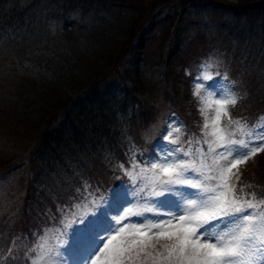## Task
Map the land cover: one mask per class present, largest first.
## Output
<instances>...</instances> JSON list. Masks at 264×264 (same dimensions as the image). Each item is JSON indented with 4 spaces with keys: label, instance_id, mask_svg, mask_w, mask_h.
Here are the masks:
<instances>
[{
    "label": "trees",
    "instance_id": "16d2710c",
    "mask_svg": "<svg viewBox=\"0 0 264 264\" xmlns=\"http://www.w3.org/2000/svg\"><path fill=\"white\" fill-rule=\"evenodd\" d=\"M90 1L0 0V185L24 175L0 252L62 216L55 200L114 182L133 144L151 152L171 113L198 132L193 76L227 73L242 97L233 115H264V0ZM244 170L264 189V154Z\"/></svg>",
    "mask_w": 264,
    "mask_h": 264
},
{
    "label": "snow or ice",
    "instance_id": "6c2138e0",
    "mask_svg": "<svg viewBox=\"0 0 264 264\" xmlns=\"http://www.w3.org/2000/svg\"><path fill=\"white\" fill-rule=\"evenodd\" d=\"M216 75L218 91L195 83L198 132L171 113L147 156L133 144L113 165L130 188H113L110 201L90 199V185L77 189L74 203L57 209L71 216L70 233L41 231L22 252L12 240L0 264L20 256L25 264H264V189L243 179L244 167L264 154V115L258 125L234 116L242 99L236 81ZM199 80L213 77L205 71Z\"/></svg>",
    "mask_w": 264,
    "mask_h": 264
},
{
    "label": "rangeland",
    "instance_id": "374dc122",
    "mask_svg": "<svg viewBox=\"0 0 264 264\" xmlns=\"http://www.w3.org/2000/svg\"><path fill=\"white\" fill-rule=\"evenodd\" d=\"M95 1H90L87 4H88V6H90L91 8H93L96 11L99 10L100 8L106 7V5L110 6V8H111V7H113L112 6L113 3L117 2V1L132 2L131 0H97V1H99V3H96ZM138 1L141 3L147 4V5L151 4L152 1L155 2V0H138ZM167 1H172V0H167ZM233 1L237 2V0H233ZM220 4H222V3H220ZM213 16H215V15H213ZM203 74L204 73H202L200 76H202ZM216 74H217V70L210 75H212V77H214ZM200 76L199 75H195V77L193 76L191 83L195 85L196 82H202L206 86L212 85L213 89H215L217 91L219 90L220 84L222 83V80L220 77L218 79L213 78V80H211V81H201V80H199ZM208 91H209V89L206 87L204 90H202V94L206 95ZM51 125H52V123L48 124L47 127H51ZM153 135L155 136L156 134L153 133ZM19 142H20V140H19ZM148 144H150V142H148ZM148 153H149V150L146 152V154H148ZM244 172H245V170H244ZM103 175L106 176L107 174L105 173ZM23 179H24V175L18 174L16 176L9 178V180L5 184L0 185V219L5 214L4 212H6V211L7 212L9 211L12 216H16L17 214H19L22 211L23 206H24L23 205L24 196L22 194H20L19 187L22 184L21 181ZM244 181H245V183H249V182L252 183L250 179L248 181H246L245 177H244ZM109 184L110 183H108L106 185L104 184V186H99L97 184H88L91 186L88 189V191H91L93 193V195L90 197V199H95L98 201H100L101 199L103 201H110L113 188H119L122 184L125 185V187H129V188L131 187V184L127 180V178L119 176V174H118V176L115 177V181L110 184L111 185L110 187H108ZM81 188H83V186ZM77 195L79 196L80 193H77ZM129 199H133V198L129 197ZM68 200H73V198H69ZM55 201L57 202L56 204H60V207L63 205H70V204L74 203V201L67 203V202H64V201L59 200V199H57ZM129 206H132V207L136 206L135 199H133V204L129 205ZM101 207H106V204L101 203ZM50 214L48 217H46L45 219H43L42 221L39 222L40 226H39L38 230H34V232H32V233H31V231L30 232L28 231L26 238H23L22 240H20V239L17 240V242L20 246L19 247L20 252H22L24 250L25 245H28V244L35 242L38 238V234L41 231L46 233L49 237H54L60 230L64 229V224H66L71 219V216H57L56 217V215H55V217H53ZM97 214H99V213L97 212ZM131 219L135 220L137 218L132 217ZM61 223H63V225H60ZM113 223H114V221H113ZM77 226H79V225H73V227H77ZM64 230L68 231L69 233L71 232V229H64ZM105 235H107V234H105ZM18 259L22 261V264H25V261H24L22 256H20Z\"/></svg>",
    "mask_w": 264,
    "mask_h": 264
},
{
    "label": "water",
    "instance_id": "95a60500",
    "mask_svg": "<svg viewBox=\"0 0 264 264\" xmlns=\"http://www.w3.org/2000/svg\"><path fill=\"white\" fill-rule=\"evenodd\" d=\"M220 1L226 2L227 4H230V5L237 4V2L233 0H220Z\"/></svg>",
    "mask_w": 264,
    "mask_h": 264
}]
</instances>
